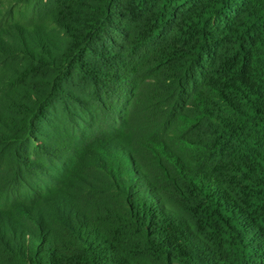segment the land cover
<instances>
[{
  "label": "trees",
  "instance_id": "obj_1",
  "mask_svg": "<svg viewBox=\"0 0 264 264\" xmlns=\"http://www.w3.org/2000/svg\"><path fill=\"white\" fill-rule=\"evenodd\" d=\"M0 264H264V0H0Z\"/></svg>",
  "mask_w": 264,
  "mask_h": 264
}]
</instances>
